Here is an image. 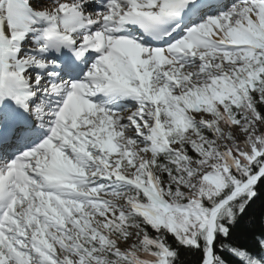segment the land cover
<instances>
[{
    "label": "snow or ice",
    "instance_id": "snow-or-ice-1",
    "mask_svg": "<svg viewBox=\"0 0 264 264\" xmlns=\"http://www.w3.org/2000/svg\"><path fill=\"white\" fill-rule=\"evenodd\" d=\"M264 0H0V264H264Z\"/></svg>",
    "mask_w": 264,
    "mask_h": 264
},
{
    "label": "trees",
    "instance_id": "trees-1",
    "mask_svg": "<svg viewBox=\"0 0 264 264\" xmlns=\"http://www.w3.org/2000/svg\"><path fill=\"white\" fill-rule=\"evenodd\" d=\"M264 217V198L258 199L248 210V215L241 221L236 229L234 242L251 247L254 237L260 232V220ZM199 254L184 252L181 257V264H199Z\"/></svg>",
    "mask_w": 264,
    "mask_h": 264
}]
</instances>
